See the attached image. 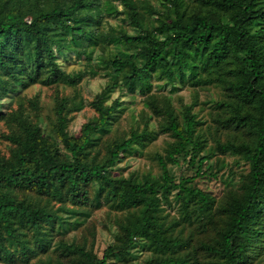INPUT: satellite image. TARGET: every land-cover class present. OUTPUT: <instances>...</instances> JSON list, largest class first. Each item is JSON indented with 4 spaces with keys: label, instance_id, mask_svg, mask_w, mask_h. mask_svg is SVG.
I'll return each instance as SVG.
<instances>
[{
    "label": "trees",
    "instance_id": "trees-1",
    "mask_svg": "<svg viewBox=\"0 0 264 264\" xmlns=\"http://www.w3.org/2000/svg\"><path fill=\"white\" fill-rule=\"evenodd\" d=\"M96 77L90 99L59 91ZM34 86L54 87L51 114ZM0 128L1 264H264V0H0ZM159 134L157 172L124 174Z\"/></svg>",
    "mask_w": 264,
    "mask_h": 264
},
{
    "label": "rangeland",
    "instance_id": "rangeland-1",
    "mask_svg": "<svg viewBox=\"0 0 264 264\" xmlns=\"http://www.w3.org/2000/svg\"><path fill=\"white\" fill-rule=\"evenodd\" d=\"M105 7H109L110 3L105 2ZM109 23L115 25L117 22L115 20L109 19ZM104 84V79L96 77V78H87L85 79L77 88L73 90L71 88H63V86L59 87V91L61 93L73 95L78 94L85 99L92 98L102 87ZM164 88L170 92H175L178 97H181L184 104H189L191 102V91L187 88H182L179 91L175 90L170 85H165ZM54 87H43V86H34L25 91L24 94H28L32 96L34 94L40 95V100L42 105L44 106V113L51 114V108L53 106V95H54ZM198 105L194 107V111H198L200 107H203V113L208 110V103H205L208 99L217 96L216 89L210 90H200L198 92ZM127 110L128 114V122L132 123L134 120L133 109L135 108L138 112L141 108V104L139 101H136L135 105H132ZM91 116V111L88 107H85L82 111H80L74 121L70 124L71 132H77L80 126ZM153 124V123H151ZM120 129H126V123L124 120L121 121ZM1 130V128H0ZM168 140V137L163 134H159L154 140H152L148 146V148L143 152L142 155H135L127 160H125L122 164H120L121 168H125L124 174H127L130 171H138V172H157L156 163L152 160V157L155 153L160 152L163 143ZM181 164L178 166H170V172L174 176L175 179L182 174L184 176H190L193 174L194 170L186 166V162L181 161ZM235 170H238L237 168ZM202 185V184H201ZM203 187L209 189L213 192V194H219L221 192L222 186L219 183H215L214 181L205 180ZM113 214L108 212L107 208L101 207L100 209H95L88 219L89 223H93L96 226V241H95V252L101 257L104 248L111 242L112 232L114 230L112 224ZM76 231L69 230L68 238L73 240L76 239ZM135 259L142 260L147 254L143 251L142 245L137 243L132 249ZM1 264V263H0Z\"/></svg>",
    "mask_w": 264,
    "mask_h": 264
}]
</instances>
